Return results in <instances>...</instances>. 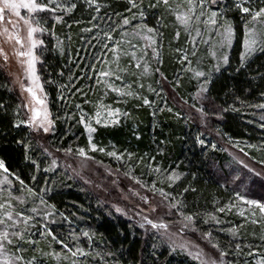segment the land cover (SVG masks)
I'll use <instances>...</instances> for the list:
<instances>
[{"label":"trees","instance_id":"trees-1","mask_svg":"<svg viewBox=\"0 0 264 264\" xmlns=\"http://www.w3.org/2000/svg\"><path fill=\"white\" fill-rule=\"evenodd\" d=\"M95 1V6L75 3L58 22L52 21L50 11L40 12L49 17L36 54L51 114L50 132L33 128L22 92L0 63V162L16 184L54 211V220L39 232L42 238L34 236L35 246L22 247L26 260L56 264L53 254L43 251L52 247L66 255V264H201L187 252L173 249L159 225L114 209L101 189L59 161L63 156L76 161L83 149L92 161L145 185L155 176L162 179L164 171L177 170L179 179L164 183L165 219L183 223L192 235L213 244L225 264H257V260L264 264V235L256 226L241 227L238 216L225 212L236 195L235 185L236 190L248 189L253 198L264 201V177L240 169L227 152L231 141H237L264 154V119L260 120L264 116V44L242 57L246 13L240 12L235 0H216L234 36L227 62L209 75L203 99L195 105L191 80L169 56L178 42L162 5L156 0ZM247 1L255 8L264 5V0ZM131 14L160 35L162 63H154L152 84L162 88L160 98L176 111L174 115L151 111L149 106L122 100L128 114L118 124L97 126L89 139L80 118L92 112L100 96L92 68L104 55L107 35ZM192 106L197 110L191 111L190 118L187 107ZM89 144L97 150L90 151ZM150 161L159 172L149 170ZM234 175L238 178L233 179ZM104 179L116 195L112 180ZM233 225H238L235 233L230 229Z\"/></svg>","mask_w":264,"mask_h":264},{"label":"rangeland","instance_id":"rangeland-1","mask_svg":"<svg viewBox=\"0 0 264 264\" xmlns=\"http://www.w3.org/2000/svg\"><path fill=\"white\" fill-rule=\"evenodd\" d=\"M156 1L162 5L165 18L172 26L174 42H178L174 50H169V56L172 57L174 64L182 68L188 80H191L193 87L191 97L194 99V104L198 105L195 101L200 103L203 99V91H205L209 75L227 62L234 36L233 26L225 17L222 7L217 6L216 0H168L167 3L164 0ZM4 2L5 0H0V8L4 7ZM32 2L50 11L52 16H49L54 17L52 20L54 22H58L62 15L69 13L77 2H83L89 6L97 4L95 0H8L10 4ZM235 6L241 13H245L242 11L243 8L249 9L243 23L242 57H245L264 44V15L253 19L256 12L264 9V5L255 8L247 0H235ZM41 11H30L23 7L4 10L3 19H0V63L22 92L31 125L45 134L50 132L52 120L38 74L36 49L41 42L42 30H46L44 22H47L49 17L46 14L41 15ZM17 12L19 15H16ZM213 13H216L215 17ZM180 18H184L186 22ZM125 20H128L127 24L124 23ZM212 20H215V23H212ZM29 28L37 29L31 37L28 35ZM17 39L20 43H17ZM160 39V35L151 24L132 14L129 18H124L121 24L107 35L104 55L92 68V78L95 86L99 87L100 96L92 112L85 113L80 118L89 139L97 126L118 124L121 118L128 114L123 108L122 100L149 106L151 111L160 110L169 113L172 111L174 115L173 112L176 110L167 105L165 98H160L162 88L160 86L154 88L152 84L154 63L157 66L162 63L164 45ZM21 52H31V56H21L19 55ZM29 60L33 61L34 73L29 69ZM103 73L108 75H102ZM27 89L32 91L29 92ZM200 106L202 108V105ZM187 108V115L191 118V111L195 112L197 109L193 106L190 109ZM261 118L264 119V116L261 115L260 120ZM231 142L227 152L241 167L240 169L243 168L257 177H264V154L261 156L259 151H251L253 149L246 146V143ZM93 146L97 150L96 145L89 144L90 151H94ZM86 152L84 150L85 154H80L76 161H71L65 156L59 158V161L67 162L69 167L74 168L75 174L85 182L92 183L101 189V192L108 196L114 209L134 215L139 214L137 215L139 219L159 225L169 237L173 249L179 248L187 252L201 264H225L222 254L213 244L192 235L183 223L165 219L168 207L161 200L164 183L178 180L179 178L176 177H180V174L177 170L164 171L162 179H157L155 176L154 180L145 185L136 178L118 174L108 166L92 161ZM113 155L121 157L119 153ZM56 164L54 160L52 165L56 166ZM147 167L155 173L159 172V167L151 161ZM224 168L229 169V166L225 165ZM234 172L237 171L234 170ZM91 174L96 177V180L91 179ZM104 178L112 180L111 183L118 192L116 195L106 187ZM237 178L238 175L233 176V179ZM120 180L124 183L123 185L120 184ZM235 194L231 202H227L225 212H233L238 216V224L241 227L256 226L261 235H264V212L256 205L248 203V201H256L264 204V201L253 198L248 189L236 190V185ZM0 205H3L0 207V221H3L0 223V233L8 234L7 240L0 238V244L4 245L0 249V264H30L22 253V247L31 243L35 246L34 236L42 238L44 234L39 232L41 228L46 229L45 223L54 220L53 209L29 189L16 184L8 171H5L4 166L0 168ZM237 228L238 225H233L230 228L231 232L235 233ZM64 248L68 250L67 246ZM43 251L53 254L56 264H66L69 261L65 254L59 250L54 252L52 247L43 248ZM24 252L27 251L24 250ZM31 260L33 262V259ZM257 264L262 263L257 260Z\"/></svg>","mask_w":264,"mask_h":264},{"label":"snow or ice","instance_id":"snow-or-ice-1","mask_svg":"<svg viewBox=\"0 0 264 264\" xmlns=\"http://www.w3.org/2000/svg\"><path fill=\"white\" fill-rule=\"evenodd\" d=\"M164 2L167 3L168 0H164ZM135 6L136 5L133 4V7H135ZM18 7L27 8L30 11L45 10L44 8L38 6L35 2H32L30 4H14V3L10 4V3H8V0H5L4 7L3 8H0V19H3L2 13L4 12L5 9H7V8L15 9V8H18ZM242 11L245 12V13H247V12H249V9L248 8H243ZM16 15H19V13L17 12ZM212 15H213V17H215L216 13H213ZM262 15H264V9H261L260 11L256 12L255 15L253 16V19H255L256 17L262 16ZM180 19H182L183 22H186V20H184V18H180ZM211 22L212 23H215V20H212ZM25 23H28V22L25 21ZM124 23L127 24L128 23V20H125ZM5 31H7V29H5ZM35 31H37V29H35V28H29V32H28L29 37H31L32 36V33L35 32ZM149 31H152V30L149 29ZM228 34L229 35L231 34L230 28L228 29ZM17 43H20V41L18 39H17ZM253 43H254V41H253ZM19 55H21V56H24V55L31 56V52H28V53L21 52V53H19ZM28 64H29V69L32 70L33 73H34L33 61L32 60H29L28 61ZM102 75H108V73H103ZM27 90L29 92L32 91L31 89H27ZM40 102L43 103V101H40ZM145 102L147 103V101H145ZM93 150H95V147L94 146H93ZM101 151H102V149H101ZM80 154L81 155H84L85 154L83 149L80 150ZM2 167H3V163L0 162V168H2ZM5 171H7V169H5ZM176 178L178 179L179 177H176ZM248 203L249 204L256 205L258 208H260V210L262 212H264V204H259L256 201H248ZM0 207H3V205H0ZM241 215H243L242 212H241ZM9 219H11V217H9ZM0 223H3V221H0ZM0 238H2L3 240H7L8 239V234L6 232L5 233H0ZM3 247H4V245L3 244H0V249H2ZM73 255H75V253H73ZM17 259H19V257H17Z\"/></svg>","mask_w":264,"mask_h":264}]
</instances>
